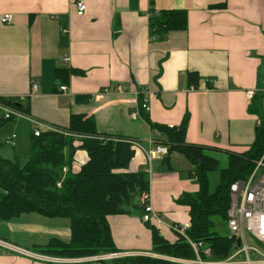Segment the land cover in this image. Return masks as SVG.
Listing matches in <instances>:
<instances>
[{"label": "crops", "instance_id": "obj_1", "mask_svg": "<svg viewBox=\"0 0 264 264\" xmlns=\"http://www.w3.org/2000/svg\"><path fill=\"white\" fill-rule=\"evenodd\" d=\"M78 1L87 7L82 16ZM170 10L188 12L187 30L152 34L151 13ZM5 15L11 23H2ZM59 68L81 72L71 77L67 91L55 83ZM189 72L199 74L197 87L189 85ZM34 81L38 91L32 94ZM117 85L124 92L114 91ZM263 90L264 0H0V98L19 101L25 114L50 126L64 128L73 114L83 115L95 119L100 133L140 141L130 171L148 174L155 212L173 220L148 223L170 243L177 240L172 225L190 221V209L176 202L198 192L199 184L178 153L171 155V170L163 165L164 155L153 161L157 170L147 172V151L155 146L136 113L139 98L154 123L179 126L188 114L187 142L227 156L249 150L255 141L260 119L250 113L247 93L260 96ZM78 96L90 100L78 102ZM87 160L86 151L77 150L71 169L79 171ZM108 222L122 255H156L142 216L132 211L109 216ZM0 239L30 252L1 250L0 264H102L34 253L54 239L70 242L68 218L23 214L0 222Z\"/></svg>", "mask_w": 264, "mask_h": 264}, {"label": "trees", "instance_id": "obj_2", "mask_svg": "<svg viewBox=\"0 0 264 264\" xmlns=\"http://www.w3.org/2000/svg\"><path fill=\"white\" fill-rule=\"evenodd\" d=\"M150 17V31L154 35L186 31L188 28V12L183 10L152 12ZM79 74L80 71L72 68L56 69L55 83L57 87L67 86L71 77ZM187 81L190 86L197 87L200 76L197 72H189ZM85 99L90 100L86 96H78L76 100L80 102ZM0 102L25 111L17 100L0 98ZM143 103L144 99L139 98V114L152 132L154 146L167 148L163 165L171 170V155L178 153L193 168L189 177L199 184L198 192L185 193L176 202L190 209L187 236L209 245L215 260L224 259L231 253L235 241L214 232L212 218L221 217L227 221L231 185L247 178L255 161L264 153V95L255 96L249 105L250 113L260 119L255 141L243 153H226L228 166L222 169L219 160L210 155L213 151L222 150L187 142L188 114L179 126L170 127L152 122L142 108ZM7 122L0 115V128ZM56 128L57 131L44 130L40 137H35L32 131L31 156L26 164L22 165L19 158L12 161L0 156V222L31 213L70 219V242L54 239L48 246L34 249L44 256L88 258L122 253L114 242L108 217L126 215L132 211L143 214L144 204H140V201L144 193L150 192L148 174L130 171L139 151L135 143L141 142L114 133H100L95 119L83 115L73 114L67 127ZM77 150L86 151L88 160L75 172L71 165ZM66 167L69 171L64 176ZM218 170L221 172V185L211 194L208 176ZM61 181L62 186L58 188L57 184ZM147 224L152 231L154 254L186 259L194 256L183 237L178 235L175 243H170L162 237L159 229ZM113 262L173 264L141 256L122 257Z\"/></svg>", "mask_w": 264, "mask_h": 264}, {"label": "built area", "instance_id": "obj_3", "mask_svg": "<svg viewBox=\"0 0 264 264\" xmlns=\"http://www.w3.org/2000/svg\"><path fill=\"white\" fill-rule=\"evenodd\" d=\"M78 15H84L87 7L83 1L77 2ZM2 23L7 24L12 22L11 15H5L2 18ZM62 32H67L62 29ZM68 60V59H66ZM61 91H67L66 86H60ZM38 91V84L32 82L31 93L35 94ZM117 92H124L121 85H117L115 90ZM264 91V90H263ZM248 100L253 101L257 96L256 91H249L247 93ZM148 107L145 101L142 108L145 110ZM140 104L137 105L136 113H140ZM0 114L3 119L8 121H16L25 118L31 122L34 127L33 134L35 137H40L44 130L57 131V128L45 124L39 120L29 117L24 112L15 109L12 106L4 105L0 102ZM158 134L157 132L155 133ZM16 135L7 140L6 144L15 146ZM141 143L136 142L135 146L142 150ZM151 145H154L152 142ZM167 154V148L163 146L154 147L147 151L148 162L151 163L159 156ZM69 171L66 167L63 170L65 176ZM61 188L62 181L57 184ZM230 207L227 213V223L230 239H234L235 244L231 253L224 259H214L212 248L205 242L194 241L187 236V231L190 229V224L173 225L171 230L177 235L183 237L193 252L191 259L178 258L174 256L154 255L153 258H162L173 264H264V153L260 159L255 161L252 172L243 180L236 181L230 188ZM150 192L144 193L141 198L144 204L143 220L144 222H152L154 219L162 222L164 218L158 215L150 200ZM6 250L18 255H30L28 250L20 248L15 244L0 239V251ZM1 253V252H0ZM36 253V252H34ZM132 255H122L121 253H111L92 258L96 261H114L122 257H129ZM49 257V256H48ZM54 258V257H52Z\"/></svg>", "mask_w": 264, "mask_h": 264}, {"label": "rangeland", "instance_id": "obj_4", "mask_svg": "<svg viewBox=\"0 0 264 264\" xmlns=\"http://www.w3.org/2000/svg\"><path fill=\"white\" fill-rule=\"evenodd\" d=\"M34 130L33 125L29 120L25 118H21L14 121L7 122L3 127L0 128V156L6 160H15L16 158L20 159L22 165L26 164L31 156V132ZM16 135L15 146H11L6 144L7 140L12 136ZM211 156L217 158L220 162V168H226L228 166V157L221 154L210 153ZM180 156V155H179ZM183 158V157H181ZM190 164L185 158H183ZM153 165V166H152ZM157 170V163L153 162L147 164V172ZM150 176V175H149ZM209 179V192L214 194L217 188L221 185V172L213 171L208 176ZM138 215L142 216L143 214L140 212H136ZM164 220L167 224L171 225L173 220L169 217L163 216ZM213 221V231L218 233L221 236H229L230 231L228 229V223L225 219L221 217L212 218ZM173 226V225H172ZM172 234L176 237L178 236L176 233ZM165 260V259H163Z\"/></svg>", "mask_w": 264, "mask_h": 264}]
</instances>
